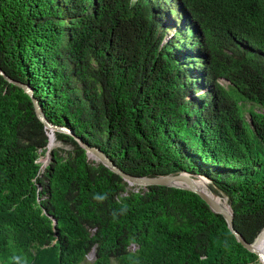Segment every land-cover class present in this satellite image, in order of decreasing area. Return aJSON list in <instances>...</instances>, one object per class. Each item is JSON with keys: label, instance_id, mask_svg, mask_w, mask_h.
I'll list each match as a JSON object with an SVG mask.
<instances>
[{"label": "trees", "instance_id": "obj_1", "mask_svg": "<svg viewBox=\"0 0 264 264\" xmlns=\"http://www.w3.org/2000/svg\"><path fill=\"white\" fill-rule=\"evenodd\" d=\"M0 68L124 171L209 178L257 244L264 112L243 104L264 108V0H0ZM48 133L0 74V264H261L199 195L128 189L68 133L40 170Z\"/></svg>", "mask_w": 264, "mask_h": 264}, {"label": "water", "instance_id": "obj_2", "mask_svg": "<svg viewBox=\"0 0 264 264\" xmlns=\"http://www.w3.org/2000/svg\"><path fill=\"white\" fill-rule=\"evenodd\" d=\"M0 74L5 79L20 86L31 97L37 118L43 123L44 127L49 132L54 133L55 131H57V132H64L70 134L78 142V144L83 149H85L86 154L88 156H91L96 161L100 162L105 167H107L109 170L118 174L124 181H126L130 185H136L142 187H146L149 185H163L168 187L185 189L196 193L206 202V204L209 206L212 212L221 214L223 216L228 229L235 236L236 240L249 252L254 253L257 256L259 263L264 264V252L256 248L254 245V241L256 238L252 242H248L241 235V233L234 227L233 224L234 213L230 204L227 203V205H224L219 201H217L215 197L219 194L214 190V188L210 184L207 183L205 188H203L196 182L197 177L200 176L206 177V176L201 174L191 173L185 170L176 173H169V174L157 175V176H137L128 173L123 169H121L117 164H115V162L108 156V154L105 153L99 146L90 145L88 142L84 141L80 136L76 135L73 132V130L69 127L53 124L52 122H50L45 116V113L41 105L39 104L37 98L34 97L33 88L29 84H24L22 82L11 79L3 72L1 68H0ZM47 163H44V165L41 164L40 170L43 169ZM207 179L210 181L209 178ZM53 222L56 223V220H54Z\"/></svg>", "mask_w": 264, "mask_h": 264}, {"label": "rangeland", "instance_id": "obj_3", "mask_svg": "<svg viewBox=\"0 0 264 264\" xmlns=\"http://www.w3.org/2000/svg\"><path fill=\"white\" fill-rule=\"evenodd\" d=\"M182 20L181 18L178 19V20H174L173 17L171 16H166L163 20V30H164V42H166L168 39L171 38L172 34L175 32L176 28L178 27V24H181ZM177 25V27H176ZM220 82L224 85V86H227L229 84V82L225 79H220ZM243 109H244V116L247 120H249V114H248V111L249 109H252V110H255L257 112H264V108L260 105H257V104H254L252 102H244L243 104ZM49 141V140H48ZM56 147H59V148H63L65 150H68L70 149L69 146L67 145H64L62 141L60 140H57V144L53 145L51 148H48V145H47V150L43 153V154H40L39 158H38V161L44 165L41 160L42 159H45L46 158V163L47 161L50 160V154H49V151L52 150L53 148H56ZM88 156V155H87ZM88 158L90 160H95L94 158H92L91 156H88ZM133 185H130L128 184L127 185V188H132ZM222 197H224L223 195H221ZM227 202V201H226ZM135 248L134 245H132L131 249ZM94 258V250H91L87 255H86V260H85V264L87 263H90Z\"/></svg>", "mask_w": 264, "mask_h": 264}, {"label": "bare ground", "instance_id": "obj_4", "mask_svg": "<svg viewBox=\"0 0 264 264\" xmlns=\"http://www.w3.org/2000/svg\"><path fill=\"white\" fill-rule=\"evenodd\" d=\"M49 135V137H51L53 140H55V142H56V144H57V139L55 138V135H54V133H52V132H49L48 133ZM199 178H200V180H202V181H200L199 180ZM196 182L201 186V187H203V188H205V186H206V184L208 183V184H210V181L205 177H197V179H196ZM207 189V188H206ZM216 199H217V201H219L220 203H222V204H224V205H227V202L222 198V197H220V195H217L216 197H215ZM255 245V247L256 248H258L259 250H262L263 252H264V230H263V232H262V234H261V236H260V239H259V241L257 242V244H254Z\"/></svg>", "mask_w": 264, "mask_h": 264}, {"label": "clouds", "instance_id": "obj_5", "mask_svg": "<svg viewBox=\"0 0 264 264\" xmlns=\"http://www.w3.org/2000/svg\"><path fill=\"white\" fill-rule=\"evenodd\" d=\"M184 19V17H182Z\"/></svg>", "mask_w": 264, "mask_h": 264}]
</instances>
